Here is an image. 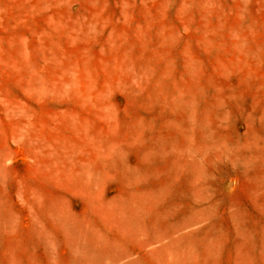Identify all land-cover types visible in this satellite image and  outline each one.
Here are the masks:
<instances>
[{
	"label": "rangeland",
	"instance_id": "1",
	"mask_svg": "<svg viewBox=\"0 0 264 264\" xmlns=\"http://www.w3.org/2000/svg\"><path fill=\"white\" fill-rule=\"evenodd\" d=\"M0 264H264V0H0Z\"/></svg>",
	"mask_w": 264,
	"mask_h": 264
}]
</instances>
